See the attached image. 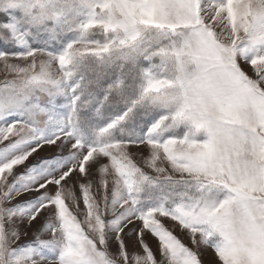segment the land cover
I'll list each match as a JSON object with an SVG mask.
<instances>
[{
  "label": "snow or ice",
  "instance_id": "obj_1",
  "mask_svg": "<svg viewBox=\"0 0 264 264\" xmlns=\"http://www.w3.org/2000/svg\"><path fill=\"white\" fill-rule=\"evenodd\" d=\"M0 264H264V0H0Z\"/></svg>",
  "mask_w": 264,
  "mask_h": 264
},
{
  "label": "rangeland",
  "instance_id": "obj_2",
  "mask_svg": "<svg viewBox=\"0 0 264 264\" xmlns=\"http://www.w3.org/2000/svg\"><path fill=\"white\" fill-rule=\"evenodd\" d=\"M153 243V246H155V243L154 242H152Z\"/></svg>",
  "mask_w": 264,
  "mask_h": 264
}]
</instances>
